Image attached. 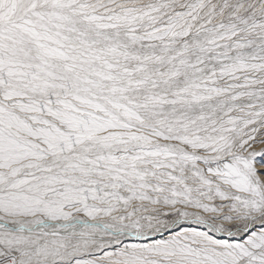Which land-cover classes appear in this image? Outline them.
I'll list each match as a JSON object with an SVG mask.
<instances>
[{"label":"snow or ice","instance_id":"snow-or-ice-1","mask_svg":"<svg viewBox=\"0 0 264 264\" xmlns=\"http://www.w3.org/2000/svg\"><path fill=\"white\" fill-rule=\"evenodd\" d=\"M0 264H264V0H0Z\"/></svg>","mask_w":264,"mask_h":264}]
</instances>
